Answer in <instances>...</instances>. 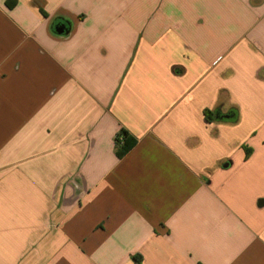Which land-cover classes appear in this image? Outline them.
Instances as JSON below:
<instances>
[{
  "label": "crops",
  "instance_id": "obj_1",
  "mask_svg": "<svg viewBox=\"0 0 264 264\" xmlns=\"http://www.w3.org/2000/svg\"><path fill=\"white\" fill-rule=\"evenodd\" d=\"M0 264H264V0H0Z\"/></svg>",
  "mask_w": 264,
  "mask_h": 264
},
{
  "label": "trees",
  "instance_id": "obj_2",
  "mask_svg": "<svg viewBox=\"0 0 264 264\" xmlns=\"http://www.w3.org/2000/svg\"><path fill=\"white\" fill-rule=\"evenodd\" d=\"M116 141L118 146L117 154L119 157H123L130 146V143L128 142V134L126 132H121V135L116 138Z\"/></svg>",
  "mask_w": 264,
  "mask_h": 264
},
{
  "label": "water",
  "instance_id": "obj_3",
  "mask_svg": "<svg viewBox=\"0 0 264 264\" xmlns=\"http://www.w3.org/2000/svg\"><path fill=\"white\" fill-rule=\"evenodd\" d=\"M61 31V30H60Z\"/></svg>",
  "mask_w": 264,
  "mask_h": 264
}]
</instances>
